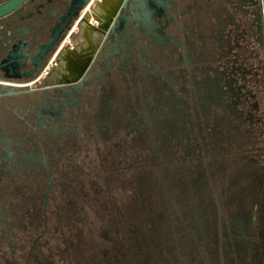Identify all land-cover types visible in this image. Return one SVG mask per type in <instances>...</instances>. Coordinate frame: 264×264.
<instances>
[{
  "label": "flooded vegetation",
  "instance_id": "af4514ba",
  "mask_svg": "<svg viewBox=\"0 0 264 264\" xmlns=\"http://www.w3.org/2000/svg\"><path fill=\"white\" fill-rule=\"evenodd\" d=\"M76 2L29 0L0 25V264L77 261L82 216L93 207L87 195L109 190L106 180L90 179L89 170L142 153L151 129L163 126L181 103L170 90L192 86L218 116L264 122L263 0H103L101 16L114 13L103 17L104 30L96 28L102 35L93 53L85 60L79 47L68 50L59 77L41 83L38 74L80 23L73 25L86 6L76 9ZM192 6L206 17L216 14L215 31H187L183 21ZM73 9L77 15L68 23ZM184 31L191 34L187 44L177 37ZM82 33L91 41L95 31ZM207 41L212 44L204 48ZM172 116L173 128L182 132L189 114ZM253 226L261 242L251 247V260L264 252L263 218ZM249 242L238 248L243 260Z\"/></svg>",
  "mask_w": 264,
  "mask_h": 264
},
{
  "label": "rangeland",
  "instance_id": "374dc122",
  "mask_svg": "<svg viewBox=\"0 0 264 264\" xmlns=\"http://www.w3.org/2000/svg\"><path fill=\"white\" fill-rule=\"evenodd\" d=\"M102 3L90 0L86 5L73 24L80 21L79 25L73 27L70 36H64L38 74L39 82L59 77L60 60L68 50L79 47L85 60L90 57L102 35L96 28L104 30L108 20L103 17L110 18L114 13L105 11L101 16ZM215 15L213 12L206 17L192 6L184 27L191 34H209L216 30ZM6 20H0V25ZM85 28L95 31L91 41L83 37ZM190 33H178L177 37L182 36L178 40L187 44ZM211 44L207 41L203 45L209 48ZM168 96L181 101L173 106V114L184 110L190 116L184 132H172V114L163 126L151 129L149 145L142 153L136 151L123 164L98 165L89 170L92 173L88 177L101 183L106 180L109 190L97 197L87 195L93 207L90 214H81L84 225L76 240L74 264H242L246 260V264H256L263 252L259 249L251 260V247L261 242L260 231L254 230L253 224L258 216L264 218V171L260 169L264 165V137L249 143V138L239 136L233 143L229 132L221 130L222 116L192 86L170 90ZM251 145H257L252 149L258 162L248 164L243 151ZM182 148H186L189 163L180 162ZM251 172L262 176L245 178ZM84 177L80 175L79 179ZM203 177L217 179L200 192L197 187ZM115 183L121 190H110ZM149 205L154 212H149ZM153 213L157 228L150 226ZM242 218L248 221L246 225H241ZM257 227L259 230L260 225ZM247 239L250 248L243 260L245 252L240 250L247 247ZM146 247L150 253L147 259Z\"/></svg>",
  "mask_w": 264,
  "mask_h": 264
},
{
  "label": "trees",
  "instance_id": "16d2710c",
  "mask_svg": "<svg viewBox=\"0 0 264 264\" xmlns=\"http://www.w3.org/2000/svg\"><path fill=\"white\" fill-rule=\"evenodd\" d=\"M210 108H213L214 109V107H212V106H210ZM190 120H191L190 119V116L185 117V120H184V123L185 124H184L183 129H186L187 128V125L189 124V121ZM221 130H224V131H228L229 132L230 138H231V140H232L233 143H237V141H238L237 140V137H239V136H243L245 138H249V143H254V142H257L258 140L260 142L261 141L260 139H262V137H264V122H263V125L262 126H259V125H255L254 126L253 124H249L248 121L244 122L239 117L236 119L234 117H226V116H224V117H222V128H221ZM184 131L185 130H183L182 132H184ZM172 132L174 134H178L179 133L174 128H173ZM261 135H262V137L260 139H258V137L261 136ZM253 137H255V139H253ZM252 148H256L257 149V145H254V146L251 145L247 151H245V150L243 151V155H244V158H245L244 160L248 164H250L252 161L258 162V158H256L254 156V153L255 152L253 151ZM185 149L186 148H182L181 149V159H182V157H186L184 162L180 160L181 163H185V162L186 163H189L190 162L189 161V155H187V156L185 155V152H184ZM187 161H189V162H187ZM220 168H221V170L223 169L222 165H221ZM215 179H217V178L215 177V178H209V179H207V178H204L203 177V179L200 180V185L197 187V189H199L200 192L201 191H205L204 189H207V187L209 186V184L213 180H215ZM261 204H264V203H261ZM154 216H155V218H154V221H155L156 220V215L154 214ZM263 220H264V218H263ZM157 224L158 223L156 222V225ZM150 226L152 227V224Z\"/></svg>",
  "mask_w": 264,
  "mask_h": 264
},
{
  "label": "water",
  "instance_id": "95a60500",
  "mask_svg": "<svg viewBox=\"0 0 264 264\" xmlns=\"http://www.w3.org/2000/svg\"><path fill=\"white\" fill-rule=\"evenodd\" d=\"M27 1L29 0H5L3 2L0 3V19H3L13 13H18L20 11V8L25 5V3H27ZM89 4V0H77L76 2V9L81 8L83 5H88ZM263 6H264V0H263ZM68 17L66 18L68 23H70L71 19L73 16L77 15L76 14V10L73 9L72 11H69L68 13ZM68 23L67 24H63L61 31H63L65 28L68 27ZM57 40V36L53 35L52 36V41H56ZM53 42H49V44L47 45V47L52 46Z\"/></svg>",
  "mask_w": 264,
  "mask_h": 264
}]
</instances>
